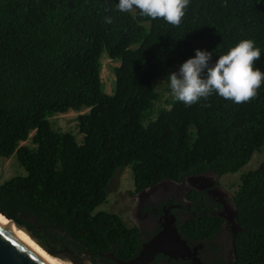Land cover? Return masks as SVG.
I'll return each mask as SVG.
<instances>
[{
	"label": "trees",
	"instance_id": "trees-1",
	"mask_svg": "<svg viewBox=\"0 0 264 264\" xmlns=\"http://www.w3.org/2000/svg\"><path fill=\"white\" fill-rule=\"evenodd\" d=\"M115 3L0 0V157L14 154L26 171L0 183V210L50 247L90 251L99 264H116L107 253L131 258L141 242L122 215L95 211L117 170L129 166L139 190L206 170L235 173L264 152V82L238 104L213 92L185 105L159 88L168 90L164 80L194 49L215 60L245 38L260 48L254 67L264 71V0H189L178 25ZM103 51L119 62L111 93ZM83 109L81 142L52 128L53 114ZM234 201L237 255L264 264V156L240 172ZM190 221L177 226L182 237L200 228Z\"/></svg>",
	"mask_w": 264,
	"mask_h": 264
},
{
	"label": "flooded vegetation",
	"instance_id": "flooded-vegetation-1",
	"mask_svg": "<svg viewBox=\"0 0 264 264\" xmlns=\"http://www.w3.org/2000/svg\"><path fill=\"white\" fill-rule=\"evenodd\" d=\"M200 173L208 175L202 177L198 187L186 184L185 177L180 180H161L139 190H136L133 183V188L128 191L130 226H136L141 231V245L158 233L163 208L173 204L175 206L170 210L175 215L176 226L185 220H191L193 227H200L198 230L194 227L193 232L184 230L183 233L191 253H195L201 264H247L246 260L239 258L234 245L236 233L241 230L236 220L234 201L240 173L236 180L233 179L236 172L218 173L206 170ZM189 189L194 191L191 197L187 196ZM139 191L141 195L136 197L135 193ZM151 262L195 264L187 256L173 258L163 253L156 254Z\"/></svg>",
	"mask_w": 264,
	"mask_h": 264
},
{
	"label": "clouds",
	"instance_id": "clouds-1",
	"mask_svg": "<svg viewBox=\"0 0 264 264\" xmlns=\"http://www.w3.org/2000/svg\"><path fill=\"white\" fill-rule=\"evenodd\" d=\"M189 0H116L121 12L136 11L153 19L163 18L169 24L178 25L185 14ZM107 23L110 17H105ZM261 50L252 39H241L226 52L212 60V52L194 49V55L185 59L168 74L167 89L172 98L191 105L213 92L234 103L246 102L257 94L264 82V71L254 67Z\"/></svg>",
	"mask_w": 264,
	"mask_h": 264
},
{
	"label": "water",
	"instance_id": "water-1",
	"mask_svg": "<svg viewBox=\"0 0 264 264\" xmlns=\"http://www.w3.org/2000/svg\"><path fill=\"white\" fill-rule=\"evenodd\" d=\"M207 175L208 174L204 173L187 174L185 176V183L193 187H198V183L202 181V177ZM140 195V191L135 193L136 197H139ZM172 206L175 205L171 204L163 208L161 229L158 233L144 241L139 246V249L134 256L126 260H121L113 256L111 253H107L106 255L113 258L116 261V264H149L158 253H163L173 258L187 256L192 258L193 263L201 264L195 253H191L187 240L182 237L178 231L174 222L175 215L170 210ZM0 214L47 254L52 255L67 264H99L93 262L92 252L86 250L78 252L67 246L52 248L38 235L32 233L27 227L8 217L3 211L0 210ZM44 252L0 217V264H57Z\"/></svg>",
	"mask_w": 264,
	"mask_h": 264
},
{
	"label": "rangeland",
	"instance_id": "rangeland-1",
	"mask_svg": "<svg viewBox=\"0 0 264 264\" xmlns=\"http://www.w3.org/2000/svg\"><path fill=\"white\" fill-rule=\"evenodd\" d=\"M103 54V55H102ZM101 59V80L104 85V91L106 93H111L114 88V67L118 65V61L111 59L107 54L106 51L102 52ZM178 69V68H177ZM159 85L164 84L162 80H157ZM163 83V84H162ZM163 90L164 96L171 95L168 90H165L164 86L159 87ZM111 91V92H110ZM87 109H83L80 111L75 110H68L67 112L63 113H55L49 120L51 122V126L55 130L59 131H70L72 132L77 141L81 142L83 138V134L79 132L76 126V117L79 113L85 112ZM29 145L31 147L34 144L29 141ZM264 156L263 151H254L250 160L247 162L240 171L236 172L233 176V179L236 180L237 174L242 171L254 169L260 163ZM118 171V172H117ZM115 175L113 176L109 187L107 189V195L105 201L99 204L95 211L98 210H107L110 212H114L117 214L122 215L123 219L125 220L127 225H131V221L128 218V206L130 204V194L128 193L129 190L133 188V179L131 175V169L129 166L124 167L122 170H117ZM26 173L25 169L21 166V164L17 161L16 156L13 154L8 158L0 157V183L4 180L16 176V175H24Z\"/></svg>",
	"mask_w": 264,
	"mask_h": 264
},
{
	"label": "bare ground",
	"instance_id": "bare-ground-1",
	"mask_svg": "<svg viewBox=\"0 0 264 264\" xmlns=\"http://www.w3.org/2000/svg\"><path fill=\"white\" fill-rule=\"evenodd\" d=\"M0 217L5 221L7 222L10 226H12L16 231H18L21 235H23L27 240H29L32 244H34L37 248H39L42 252H44L36 243H34L31 239H29L23 232L19 231L18 229H16L11 223H9V221L0 214ZM46 255H48L51 259H53L57 264H67L65 263L64 261L52 256V255H49L47 254L46 252H44Z\"/></svg>",
	"mask_w": 264,
	"mask_h": 264
}]
</instances>
